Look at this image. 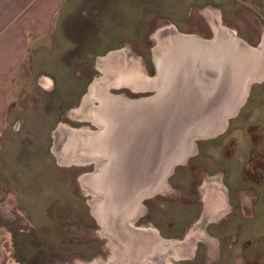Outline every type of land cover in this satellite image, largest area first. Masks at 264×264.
I'll return each mask as SVG.
<instances>
[{
    "label": "rangeland",
    "instance_id": "obj_1",
    "mask_svg": "<svg viewBox=\"0 0 264 264\" xmlns=\"http://www.w3.org/2000/svg\"><path fill=\"white\" fill-rule=\"evenodd\" d=\"M68 4L67 14L57 21L54 48L38 52L35 60V66L44 69L41 73L55 76L56 87L37 85L35 91L23 92L19 118H11L0 137V264H128L127 245L110 225L125 228L124 239L144 237L151 223L162 228L188 226L203 205L204 168L234 162L253 176L254 164L264 165L262 54L260 75L224 131L180 150L182 156L166 178L126 200V210L123 205L108 209L110 195H123L127 183H116L122 189L108 193L101 182L115 159L109 157L110 151L100 153L92 144V136H107L102 130L104 95L122 99L125 112L130 98L155 93L160 86L158 64L173 47V33L213 36L206 5L220 7L215 13L264 52V0H70ZM106 67L110 72L104 71ZM125 74H133L129 80L135 87L128 82L110 86L118 77L126 80ZM127 162L126 169L134 166ZM232 219L234 229L213 227L221 235L220 252L218 261L209 257L210 264H231L234 250L243 248L246 264H264L257 259L264 234L259 239L258 232L248 230L253 222L244 227L245 221ZM187 243L184 249L191 245V254L182 251L181 259L166 254L163 260L191 264V259L182 258L192 256L196 244L189 238ZM204 249L202 244L198 252ZM139 258L129 264H142ZM150 259L147 264H154V256Z\"/></svg>",
    "mask_w": 264,
    "mask_h": 264
},
{
    "label": "crops",
    "instance_id": "obj_2",
    "mask_svg": "<svg viewBox=\"0 0 264 264\" xmlns=\"http://www.w3.org/2000/svg\"><path fill=\"white\" fill-rule=\"evenodd\" d=\"M69 1L0 0V137L5 132L9 120L19 118L18 107L22 102L23 92L31 93L35 91L37 85L50 90L56 87L55 76L45 72L41 73L44 69H38L35 66V60L38 52L54 48L58 39L57 21L67 14ZM206 7L208 9L214 7L212 8L214 13V9L218 12L221 11L220 7L213 5H206ZM206 7L203 9H207ZM215 15L217 19L214 22L207 18L212 28L211 35L213 36L211 38L217 39L219 46L233 43L249 50L250 57L255 56L258 68H261L263 66L261 55L264 52L256 50L258 44L255 45L253 44L255 41H248L240 35L231 23L228 22L230 26L227 25L223 21L222 15L218 14L220 17L216 13ZM178 34L194 35L190 32L177 31L172 34V38H176ZM197 36L200 37V35ZM220 48V52H222L223 47L220 46ZM233 52L237 62L241 58L243 60L241 53ZM238 68H240L239 65ZM226 122L220 127L218 126L214 132L208 133L207 136L222 133ZM260 157L264 159V155ZM231 164L228 162L227 165L223 164L212 170H208L210 165L206 169L204 168L207 175L205 173L203 177L205 176L206 181L200 180V186H205L202 196L203 205L188 226L181 227V224L178 223L172 228H162L160 224L151 223L147 227L150 232L143 234L144 237L136 235L134 239H127L125 241L127 245L126 263L129 264L130 260L140 256L141 263L147 264L154 256V264H169L163 258L166 254H171L181 259L180 255L182 251H186L184 248L188 244V238L193 239L196 249L194 248V254L188 256L189 258L183 256V260L191 259L190 263L194 264V262L200 261L201 257L200 264H210L209 257L215 256L214 260L218 261L217 256L220 252L218 251V241L221 235L214 231L213 227L223 228L228 225L227 229L229 227L234 229L233 226L236 224L232 222L233 217L247 222L246 224L243 222L244 227L248 221L253 222V226H249L248 230L258 232V238L261 239L264 234V211H262L264 210V165L258 163L255 166L254 164L252 176L246 171V166L237 164L235 166L234 162ZM230 165L233 172H229ZM207 177L210 179H206ZM254 223H256L255 226ZM152 226L154 227L152 228ZM200 244H204L206 247L203 253L198 252ZM260 246L262 247V244ZM191 251H193V247L189 245L186 254H191ZM259 251L257 259L261 263L264 260V248H259ZM245 254L244 248L234 250L231 264H246ZM156 256L158 257L156 258ZM140 258L136 260L140 262Z\"/></svg>",
    "mask_w": 264,
    "mask_h": 264
},
{
    "label": "water",
    "instance_id": "obj_3",
    "mask_svg": "<svg viewBox=\"0 0 264 264\" xmlns=\"http://www.w3.org/2000/svg\"><path fill=\"white\" fill-rule=\"evenodd\" d=\"M176 38L178 40L172 38L173 47L168 56L162 57L158 64L160 86L157 91L140 99L130 98V105H126L123 117L131 118L134 123L130 126L112 123V127L108 117L103 123L105 139L116 127L127 129L131 136H145L141 145L146 156L143 163L133 158L134 166L126 169L130 157L123 165L111 161L106 167L108 192L110 187L122 189L116 183H127L114 209L123 205L126 210V200L134 198V194L141 196L166 178L181 158L180 150L185 151L191 142L207 136L226 122L246 99L250 85L260 75L256 57L251 58L249 50L239 45H220L223 47L220 52L214 38L203 39L191 34H178ZM233 51L241 53L243 60L237 62ZM114 100L123 105L122 99ZM131 138L129 144L133 143ZM106 144L105 151H110L109 157L114 158L113 148Z\"/></svg>",
    "mask_w": 264,
    "mask_h": 264
},
{
    "label": "bare ground",
    "instance_id": "obj_4",
    "mask_svg": "<svg viewBox=\"0 0 264 264\" xmlns=\"http://www.w3.org/2000/svg\"><path fill=\"white\" fill-rule=\"evenodd\" d=\"M173 38H175V37H173ZM175 39L178 40V38H175ZM262 44H264V41L262 42ZM104 71L106 73H108V72H110V68L106 67ZM132 77H133V74H132ZM132 77H131V74L122 75V78H125L129 82H130L129 79L130 78L132 79ZM119 80H121L120 77L114 79V81L110 83V86H115L116 82L119 81ZM130 83H132V82H130ZM91 96H92L91 93L86 95L85 98H84L85 99L84 102L88 101L91 98ZM110 98L111 97H109L108 94L104 95V100L106 101V104H104V106L101 108L102 115H104L105 119H107V120H108V118H110L111 121L110 120L109 121H110V124H111L112 127H114L112 123H115L116 125L117 124H124L125 120L127 122L126 125L130 126L133 121L131 120V118H129L127 116L125 118L123 117V112L119 108V107L123 108V106H120V101L117 100V101H119V102H117L116 100H114L115 99L114 98L112 100V101H114V103H112V102L110 103V101H111ZM55 135H57V133H55ZM92 138H93L92 139L93 140L92 144L94 145L95 150L99 151L100 153L102 151L106 150L105 144L109 143L111 145L109 147L113 148V150H114V156L113 157H115V159L113 161L114 162H118L121 165H123L124 161L128 160L130 157H131L130 160H132V161H133V158L134 159L136 158V161L138 163H143L142 160H144L146 158V156L143 154V152L141 150V145L144 142V138H145L144 135H139L138 134V135L131 136V135H129V131L125 132V130H121V131H119L117 133H112V135L108 136L107 139L103 138L102 135H95V136H92ZM114 138H121L122 139V144H120V145L115 144L114 143ZM130 138H131V141L133 142L131 144H129ZM130 148H132L133 150L131 151ZM142 149H144V146H143ZM99 181H101V179H99ZM101 182L103 183L102 185L105 186L106 188H107V185L110 186L109 183H105L106 180H103ZM114 183H116V182H114ZM111 191H112V187L109 188V192H111ZM113 192H117V190L113 189ZM117 200H118V195L116 197L115 195L111 194L110 195L111 204H108V206L106 205L107 208L111 209V208H114V206L118 205V201ZM104 212H105V210H104ZM108 212L112 213V210H108Z\"/></svg>",
    "mask_w": 264,
    "mask_h": 264
},
{
    "label": "flooded vegetation",
    "instance_id": "obj_5",
    "mask_svg": "<svg viewBox=\"0 0 264 264\" xmlns=\"http://www.w3.org/2000/svg\"><path fill=\"white\" fill-rule=\"evenodd\" d=\"M204 12L205 13H207L209 16H210V18L212 19V21L214 22L216 19H217V16L215 15V13L211 10V9H205L204 10ZM123 82H128V83H130L129 81H127V80H125V81H122V80H119V81H117L116 82V85H119V84H121V83H123ZM130 85H132L133 87H135L136 85H133V84H131L130 83ZM127 124V122H125V125ZM121 130H125V132H127V129H120L119 127H116L113 131H112V133H117V132H119V131H121ZM114 143L115 144H117V145H120V144H122V139L121 138H114ZM99 215L101 216L102 214L101 213H99ZM110 217H111V215H110ZM112 218V217H111ZM130 224H132V223H130ZM141 226L140 227H143V225H145L144 223H142V224H140ZM114 226V227H113ZM127 227H129V226H126V228ZM110 229H113V231L114 232H118V234H117V236H119V238L122 240V241H126L127 239H124L125 238V234H124V232H125V228H122L120 225L119 226H116V224H112V225H110Z\"/></svg>",
    "mask_w": 264,
    "mask_h": 264
}]
</instances>
